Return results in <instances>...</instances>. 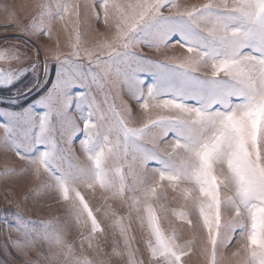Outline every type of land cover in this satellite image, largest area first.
<instances>
[{
  "label": "snow or ice",
  "instance_id": "1",
  "mask_svg": "<svg viewBox=\"0 0 264 264\" xmlns=\"http://www.w3.org/2000/svg\"><path fill=\"white\" fill-rule=\"evenodd\" d=\"M31 8L0 2V28L52 40L58 24L69 51L57 34L41 79L40 61L0 36V176L30 175L24 201L43 211L46 197L60 214L5 216L4 256L186 264L198 253L204 264H264V0Z\"/></svg>",
  "mask_w": 264,
  "mask_h": 264
},
{
  "label": "rangeland",
  "instance_id": "2",
  "mask_svg": "<svg viewBox=\"0 0 264 264\" xmlns=\"http://www.w3.org/2000/svg\"><path fill=\"white\" fill-rule=\"evenodd\" d=\"M0 2H7L12 3L17 6L18 11L21 15H26L32 12L34 9L31 8V5L35 4L37 0H0ZM204 0H181V3H202ZM164 11H167L165 9ZM6 23L5 17L3 13H0V25H3ZM59 35V44H60V50L62 52H68V44H67V37L64 34V32L61 30L60 25H54V33H53V39L49 40L47 37H40L39 39L32 37H18L16 30L14 28H9L7 30L0 28V36L8 35L13 40H17L19 43H21L22 48L26 49L28 53V57L32 60H39L40 61V77L41 79L45 78L44 73L42 70L43 61L46 57L51 56V52L47 51L46 49H55L56 46V36ZM2 43V41H0ZM35 48H39V56L37 57ZM144 52L149 55H153L155 57L154 50L144 49ZM182 52L180 48L172 49L170 48L167 51L168 55H179ZM0 67L6 68L8 65L0 64ZM35 74L30 73L27 77V80L24 81V84H27L29 81H32L34 79ZM48 76L51 78H55V66L54 64L50 67ZM145 79L148 82H151V78L148 76H145ZM21 85H17V87H20ZM7 92L0 91V96H7ZM35 95L33 97H29L24 101V104L30 103L32 99L35 98ZM115 95V93H113ZM122 98L129 103H132V101L129 99V96L127 95V90L122 89L121 91ZM118 103V101H117ZM133 107L135 108L136 105L133 104ZM73 149L75 150L77 155H81L79 150V140H76V142L73 144ZM3 152L0 150V167L3 165ZM152 166L151 164L149 165ZM33 180L30 175L22 176L18 178H7L0 176V246L4 244L5 236L9 233V230L6 229V226L3 222V218L7 216L9 219L12 218L11 214L16 211L22 212L24 215L28 216L31 219H39L41 217H51L59 215L60 212L57 210L58 205L51 203L50 200H47V198H43L47 202L44 205L43 211L37 210L33 208L34 200L32 198H29L28 201H24V194L28 191V189L32 186ZM21 205L20 207H17V205ZM49 208L51 210H49ZM11 235L15 237V232H11ZM70 240L76 239L75 234H70L69 236ZM236 247V243L233 242L232 248L228 250V254L230 255L231 251L234 250ZM0 260H5V264H22V258H19L15 254V250H12V254L5 257L2 250H0ZM186 264H204L203 258L200 257V255L197 253L193 255L188 261H186Z\"/></svg>",
  "mask_w": 264,
  "mask_h": 264
}]
</instances>
